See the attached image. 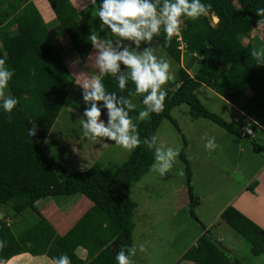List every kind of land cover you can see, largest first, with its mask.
Masks as SVG:
<instances>
[{"label":"trees","instance_id":"16d2710c","mask_svg":"<svg viewBox=\"0 0 264 264\" xmlns=\"http://www.w3.org/2000/svg\"><path fill=\"white\" fill-rule=\"evenodd\" d=\"M45 1L56 22L54 33H50L30 0H0V59H4L6 66L14 72L7 89L18 100L11 113L0 107V205L13 202L11 208L16 213L30 210L37 217L28 231L31 236L27 241L20 236L15 239L9 227L0 223V242L4 244L0 248V259L8 260L22 250L46 252L50 258L66 253L70 258L68 245L83 241L94 251L97 249L85 264H116L115 257L121 248L126 250L132 246L134 203L130 187L149 171L154 153L142 143L119 165L109 164L103 168L94 162L83 171H70L63 161L53 165L47 158L46 138L74 85L53 38L62 33L81 62L86 60L92 45L89 32L79 23L78 14L68 0ZM100 2L95 0L94 6L98 8ZM201 2L211 5L207 16L184 19L179 35L167 43L163 33L154 37L177 65L174 79L165 89L164 110L150 114L145 120H135L137 109L130 116L142 140L155 135L163 120H168L180 133L170 111L184 104L191 119L208 120L232 136H244L250 140L253 151L262 152L259 144L242 131L243 123L229 125L208 111L197 99L195 90L204 86L232 104L249 91V97L239 110L252 120L251 131L264 124V65H259L251 56V45L241 41L249 35L251 28L261 24L259 20L264 19L255 14L258 8H264V0ZM211 16L216 18L213 25L209 22ZM11 27L14 29L7 32ZM98 32L103 36L102 30ZM254 40L259 44L257 51L264 49V24L260 39ZM180 44L182 50L178 49ZM183 61L184 66L181 65ZM121 68L123 70V66ZM103 83L106 91L116 93L118 100L123 96L135 101L143 110L142 97L134 95L131 82L123 90L119 89L114 77H104ZM98 107L102 109L101 119L107 123L106 110L102 104ZM33 128L35 135L29 136L28 131ZM182 143L186 146L183 137ZM179 159L185 166L189 215L198 222L193 214L196 202L191 193L190 170L182 150ZM77 194L85 197L93 208L67 235L58 237L34 204L48 197L59 199ZM219 218L249 243V252L253 256H264V231L261 228L230 206ZM180 260L192 264H243L208 231L196 238Z\"/></svg>","mask_w":264,"mask_h":264},{"label":"rangeland","instance_id":"374dc122","mask_svg":"<svg viewBox=\"0 0 264 264\" xmlns=\"http://www.w3.org/2000/svg\"><path fill=\"white\" fill-rule=\"evenodd\" d=\"M30 1L39 12L44 23L47 24L50 33H54L53 29H56V22L46 1ZM96 8V6H93L85 14L80 15L81 24L89 34H91L92 30L99 31L100 21L95 15ZM214 21L209 17L210 24H213ZM13 29L11 27L6 31L10 32ZM102 31L103 36L98 34L101 38L112 39L106 29ZM261 31L262 24L251 28L249 35L241 39L242 43H249L253 50H257L259 44L254 39H260ZM64 37L61 33L53 39L63 56L69 74L72 76L74 71H91L88 58L86 62L79 61ZM147 46L142 43L140 50L142 51ZM152 46L156 48L155 54L158 57H163L170 62L171 72L175 76L177 65L173 59L154 40ZM94 54L92 48L88 57ZM181 65L184 66V61ZM72 78L74 79L73 76ZM169 82L164 86V89L169 88ZM5 94L9 95L7 88L5 89ZM195 95L208 111L222 118L227 124L232 126L239 124L240 117L224 102L222 97L219 98L218 95L208 92L204 86L195 90ZM249 95V92L245 91L243 97H248ZM243 97L238 98L235 105L238 106L241 102L244 103L245 98L243 99ZM133 103L136 104V109L139 113L142 109L135 101ZM65 104L46 138V145L48 146L46 149L48 150L49 148V153L46 156L53 165L63 161L70 169L73 166L77 167L75 165L78 164L88 167L94 162H98L103 168H107L109 164L119 165L126 160L130 151L117 147L111 141L103 140V143L102 140H94L92 143L91 139L84 136L80 123V119L83 116L82 114L78 115L76 112H83L88 105L84 103L82 91L78 90L76 84ZM66 106L75 112L69 111ZM137 117L138 115L135 120H139ZM170 117L177 124L180 133L176 131L168 120L161 121L155 134L157 146L171 147L179 152L183 151L191 175V193L196 202L193 207V214L198 222L189 215L185 166L179 159V155L172 168L163 177L151 171L150 168L136 184L130 187V197L134 203L132 246L144 244L146 247L145 252L141 253L138 250L137 254L132 257L133 264H192L184 260L178 261L184 251L193 245L196 238L203 231H208L214 240L228 249L243 264H262L264 256H253L249 252V243L225 224L219 218L220 213H218L225 201L231 195H235L238 188L246 180H249L251 184L254 183L248 192H252L253 185H255V182L257 183V180L254 181L256 177L251 178L254 166L252 164L246 166L247 152L251 151L250 140L241 139L243 141L241 146L235 138H232L230 134L210 121L191 119L184 104L173 108L170 111ZM205 135L215 137V143L218 145L216 149L211 151L205 149L206 140L202 139ZM249 136L253 137V131L252 135ZM182 137L186 142L184 147ZM252 140L263 148L262 152L251 151L252 154L264 158V133L257 130ZM105 143H107V147H104ZM240 148L245 151H240ZM72 154H74L73 159L71 158ZM65 157H68L67 161H65ZM261 177L262 175L257 178L261 181ZM263 189H260L259 192L255 191L257 198L259 197V202L256 205L254 203V206L251 207L254 208V211L260 210V219L261 211L264 213V209H262V207L264 208V201H262L264 199ZM76 199L78 198L73 197L64 200L59 197L58 200H55L57 202L56 207L58 209L62 207L63 209H55L51 214L47 215V218L57 230V233H66L74 226L75 221L81 219V213L86 208L74 209ZM239 200L230 207L234 209ZM12 205L13 202H9L0 205V208L3 214L13 221L12 229L14 234L17 237L20 236L23 241L30 240L31 234L28 231L33 223L37 221L35 216L30 210H24L18 214L11 208ZM223 208L225 209L226 207ZM86 222H89V220ZM27 245H30V241Z\"/></svg>","mask_w":264,"mask_h":264},{"label":"clouds","instance_id":"9594fccd","mask_svg":"<svg viewBox=\"0 0 264 264\" xmlns=\"http://www.w3.org/2000/svg\"><path fill=\"white\" fill-rule=\"evenodd\" d=\"M210 10L211 5L202 3L201 0H101L95 10L100 21L99 30L106 29L112 39L101 38L96 30H92L88 37L95 53L88 57L91 71L72 73L74 83L82 90L84 103L89 105L80 119L85 137L111 141L128 151L143 143L154 153L151 171L161 177L169 172L179 151L157 146L155 135L142 140L137 125L130 116L136 109V104L123 96L118 100L115 92L106 91L103 78L114 77L121 90L129 82L134 85V95L141 96L143 104V110L139 111L137 119L145 120L150 114H159L164 110L167 95L164 86L174 79V74L171 72L170 62L155 54L156 48L152 46L154 37L163 33L167 43L173 36L179 35L184 19H199L207 16ZM255 14L257 17H264V8H258ZM210 18L213 21L215 17ZM215 23L216 21L213 22ZM258 23L264 24V19ZM142 43L148 46L141 51ZM251 56L256 58L259 65H264V49L253 50ZM13 75L14 72L6 66L5 60L0 59V107L7 113H11L18 104L15 97L5 94ZM101 104L106 110L107 123L101 119L102 109L98 107ZM248 123L249 126L253 124L251 120L246 124ZM28 134L35 135V129H30ZM202 139L206 140V150L218 147L215 137L205 135ZM107 146L105 143L104 147ZM3 247V242H0V248ZM138 250L145 252V245H133L126 250L121 248L115 257L116 264H133L132 257ZM0 264H8V260L0 259ZM48 264H71V260L68 255L63 254L50 258Z\"/></svg>","mask_w":264,"mask_h":264},{"label":"crops","instance_id":"0c3cea01","mask_svg":"<svg viewBox=\"0 0 264 264\" xmlns=\"http://www.w3.org/2000/svg\"><path fill=\"white\" fill-rule=\"evenodd\" d=\"M68 1L70 2L71 6L75 10V12L78 14L79 23H81L80 15L81 14H85L87 12V10H89L90 8H92L94 6L93 0H68ZM51 14H52V12H51ZM90 52H91V50H90ZM90 52H89V54H90ZM87 58H88V56H87ZM87 58H86V60H87ZM86 60L84 62H86ZM74 86H75V83H74L73 87ZM73 87H72V89H73ZM79 89L80 88L78 87V90ZM207 90H208V92H211V93L215 94L210 89L207 88ZM80 91H82V90L80 89ZM247 92H249V91H247ZM249 94H250V92H249ZM218 97L221 98L220 96H218ZM248 97H243V99L244 98L247 99ZM224 102L229 107H231L235 111V113L240 117V122L239 123H243V125H245L248 121L251 120L250 118L245 117L244 114L239 110V105H242L243 102H241L240 104L238 103L239 104L238 106L235 105V104L230 103L229 101H227L225 99H224ZM66 107H67V109L69 108L68 106H66ZM68 110L71 111V112H75V111H73L70 108ZM84 110H83V112H84ZM83 112H81V113L80 112H76V113L78 115L82 114V116H83ZM257 130H259L260 132L264 133V124L257 125L256 129L252 128L253 137H251V138H254L255 132ZM230 136L232 138H235V140L241 146L243 144V141L241 139H243V138L246 139L244 136L241 137V138H238V137H235V136H232V135H230ZM93 142H94V140H92V143ZM103 143H104V141H103ZM259 146L261 147V150H263V148H262V146L260 144H259ZM74 150H75V148H74ZM246 150L248 151V149H246ZM250 150L253 151L251 146H250ZM240 151H245V150L244 149L241 150V148H240ZM251 151H248L249 153L247 152L248 159L246 161V166L251 165V164H252V166H254L253 173L251 174V178L256 177V179L254 178V181L257 180V183L255 182V185H253L254 188H253L252 192L254 191V193L248 192L249 188L252 187V184H254V183L251 184V182H249V180H246V182H244L238 188L236 194L233 195V196L231 195V197L225 201V203L223 204V207L232 206L233 204L236 203V201L238 199H240L239 202H237L236 206H234L235 207L234 209L236 211H238L239 213H241L244 217H246L247 219L252 221L255 225H257L259 228H261L264 231V213L261 211V219H260V210L254 211V208H251L252 206H254V203L256 205V204H258L257 202H259L258 201L259 197L257 198V195H256L255 191L259 192L260 189L264 188V158H260L259 155L252 154ZM255 154H257V153H255ZM66 155H69V154H66ZM67 158L68 157H65V161H67ZM71 158L72 159L74 158V154H72ZM71 158H69V159L71 160ZM92 161H91V163H92ZM75 166H77V167L73 166L69 170L70 171H74V170L75 171H83V170H85V169L90 167V166L83 167L80 164L75 165ZM67 167L69 168V166H67ZM237 169H238V167H237ZM260 175H262L261 181H260L259 178H257ZM73 197L74 198H78V199H76L77 201L74 202V205L76 204L77 210L78 209H82V207L86 208L81 213V216H83L87 211H89L90 209L93 208L92 204L85 197H83V196H81L79 194L72 195V196H69V197H62V198L64 200H66V199H70V198H73ZM55 200H58V199L57 198H52V197L44 198V199L38 200L34 204V206H35L36 211L42 216V218L51 227V229L53 230L54 234L57 235L58 237H64L65 235H67L75 227V225L77 224V222L80 219L75 221L74 226L71 227L68 231H66V233H64V234L57 233V230H55V228L53 227V225L51 224V222L47 218V215L51 214L55 209L56 210H60L62 208L61 207L60 209H58L56 207L57 206V202ZM262 201H264V199ZM229 204H231V205H229ZM223 207L218 211V213H221L224 210ZM262 209H264V208L262 207ZM246 210H248V211H246ZM31 213L35 216V218H37L36 214H34L33 212H31ZM1 222H4L5 226L9 227V229L11 230L12 235L16 239L17 236L14 234L13 229H12L13 221L8 216L4 215L2 210H1V208H0V223ZM103 226H104V224L102 225V227ZM68 248H69L70 253H71L70 254L71 264H85L86 262H88L90 257H93L96 254V251H97V249L94 251V248L91 245L89 246V245L86 244V242H83V241L82 242H76V241L71 242L70 245H68ZM22 251L23 252H21L19 254H15V255L11 256L8 259V264H48V260L50 259V257L48 256V254L46 252H43V253L42 252L41 253H30L27 250H22ZM64 254H66V253H64ZM180 261H182V260H179L178 262H180ZM184 261L188 262V263H191V262L186 261V260H184ZM176 264H178V263H176Z\"/></svg>","mask_w":264,"mask_h":264},{"label":"built area","instance_id":"2783aa9c","mask_svg":"<svg viewBox=\"0 0 264 264\" xmlns=\"http://www.w3.org/2000/svg\"><path fill=\"white\" fill-rule=\"evenodd\" d=\"M177 41H180L179 37H177ZM178 49L179 50H182V45L181 44L178 46ZM241 129L244 132V134H246V135H252V131L249 128V123L246 124L245 126L241 127Z\"/></svg>","mask_w":264,"mask_h":264},{"label":"bare ground","instance_id":"6f19581e","mask_svg":"<svg viewBox=\"0 0 264 264\" xmlns=\"http://www.w3.org/2000/svg\"><path fill=\"white\" fill-rule=\"evenodd\" d=\"M213 21H214V19H213ZM215 21H216V19H215ZM215 21H214V22H215Z\"/></svg>","mask_w":264,"mask_h":264}]
</instances>
